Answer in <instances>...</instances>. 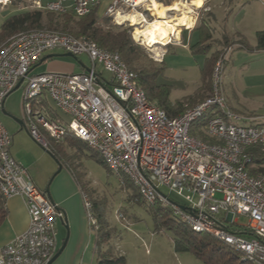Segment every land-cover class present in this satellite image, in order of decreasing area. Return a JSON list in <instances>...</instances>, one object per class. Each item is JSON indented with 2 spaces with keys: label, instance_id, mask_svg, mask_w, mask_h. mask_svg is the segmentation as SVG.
I'll return each instance as SVG.
<instances>
[{
  "label": "built area",
  "instance_id": "built-area-1",
  "mask_svg": "<svg viewBox=\"0 0 264 264\" xmlns=\"http://www.w3.org/2000/svg\"><path fill=\"white\" fill-rule=\"evenodd\" d=\"M103 1L26 0L33 9L75 17L89 14ZM194 1H179L192 11V24L182 25L181 32L191 31L200 11L210 9L206 0L201 7ZM13 2L0 0V9ZM155 3L164 5L165 0H108L105 15L115 24L133 27L131 35L137 43L156 48L160 44L148 46L136 35L138 27L156 18ZM178 15L169 13L170 19ZM133 16H137V24ZM176 39L172 33L162 46ZM55 49L87 54L90 70L34 73L43 54ZM231 50L227 47L219 55L209 96L172 117L149 98L138 73L120 53L100 47L89 37L48 29L21 31L0 46V112L5 98L22 81L29 132L43 147H48V140L40 127L58 141L66 135L80 139L100 155L123 185L129 180L146 202L171 207L191 230L213 235L251 264H264V174L253 176L248 169L252 160L249 147L264 145V115L252 117L255 123L249 125L233 122L241 116L228 107L222 89L223 64ZM154 59L161 61V53L156 52ZM99 65L111 73L108 82L97 69ZM44 98L59 118L43 109ZM203 117L205 125L193 133ZM11 144L12 134L0 119V192L5 198L23 196L30 215L28 228L0 247V264H48L57 252V223L66 215L14 158ZM162 187L183 198L185 204L172 200ZM83 201L90 226L98 228L86 193ZM240 216L247 217L246 224L240 223Z\"/></svg>",
  "mask_w": 264,
  "mask_h": 264
},
{
  "label": "rangeland",
  "instance_id": "rangeland-1",
  "mask_svg": "<svg viewBox=\"0 0 264 264\" xmlns=\"http://www.w3.org/2000/svg\"><path fill=\"white\" fill-rule=\"evenodd\" d=\"M175 1L180 0H173L172 3ZM164 5L168 6L165 3ZM19 6L21 7L19 10L33 9L29 6L28 2H24ZM23 6H25V8H23ZM17 9L16 7L12 8L9 6L2 10L0 9V27L7 17L16 13ZM207 12V10L202 9L200 11V18H208ZM170 15L174 17L178 14L170 12ZM178 18L179 15L174 20ZM152 21H150V23ZM110 24L118 25L115 24L111 18ZM149 24H145L141 29L144 30L148 28ZM121 25L125 27L130 26L126 23ZM185 31L187 32V30ZM149 32H152V30L149 29L144 33ZM186 32L185 41H187V43L195 44L199 40V33H194L191 38L189 32ZM144 33H140L138 36L144 37ZM216 36H221L219 30L216 32ZM156 38H161V40L167 39H164L162 35ZM219 39H221V37L217 38L212 45L213 51H215L217 47H220V43L218 42ZM148 41L150 42V40ZM156 43L160 44L156 48H147L144 45L137 44L144 48L148 59H152L156 65L161 66L160 62L154 59V56L156 52H162V49L165 48V46L162 45L165 43L158 40L151 43V45L154 46ZM170 46L171 45L167 46L169 47L167 48L169 54L165 61L166 69L161 75V80L172 86L171 99L187 100L186 97L193 94L202 83V70L208 54L193 53L190 47L188 48L182 45L172 48H170ZM57 51L59 52L57 54L68 53L61 49ZM257 54L259 53L253 52V49L243 51V49L236 47L227 54L223 64L222 89L226 96L228 107L238 116H243V119L233 120V122L238 125L253 124L255 123L251 120L253 116L264 115V87L259 86V80L254 77L255 72L263 70V68H259L263 63L260 62L261 60L258 59L259 57ZM53 58L72 63L75 73H80L82 71V63L91 62L85 53L75 56L60 55ZM47 64L46 60L38 64L33 70L34 73L47 71ZM97 69L101 71L107 82L111 79V73L106 71L101 65H99ZM23 87L24 84L14 89L9 94V97L13 105V110L20 113V119L24 117L28 122L24 107ZM47 102L51 105L50 101ZM41 106L44 110H47V105L42 103ZM34 109L35 111L37 110L36 104H34ZM12 115L11 110L7 108L6 112H1L0 119L4 116L11 117ZM2 123L5 126V123ZM40 132L46 137L51 145V149L55 151L58 157L56 158L53 156L50 153L51 149L43 147L41 143L38 142L39 147L44 152H47V158L50 160L52 166H57L54 174H52L49 179V183H53L55 179L60 180L63 178L64 173H70L69 176L73 181L78 186H81L84 190L83 193H86L90 197L92 203H95V216L97 217L101 214L105 218L104 225L107 222V224H109V226H107L108 230H113V238L111 240L112 246H115L117 251L125 256L128 264H205L189 251L176 252L172 231L165 227L156 228L151 210L163 207L161 203L158 202L157 205H151L140 197L135 189L128 186V182L127 184L125 182L123 185L119 178L101 161L100 155L81 141H77L73 138L76 143L72 144L68 139L63 138L57 141V143L51 139L46 130L41 127ZM29 136L33 138L30 132ZM60 165L63 170L59 171ZM161 190L166 195H169L172 200L185 204L186 201L183 198L177 196L174 192H169L168 188L162 187ZM135 195L139 197V201L134 200L137 198ZM239 221L240 223L246 224L247 217L240 216ZM106 246L107 244L105 247Z\"/></svg>",
  "mask_w": 264,
  "mask_h": 264
},
{
  "label": "trees",
  "instance_id": "trees-1",
  "mask_svg": "<svg viewBox=\"0 0 264 264\" xmlns=\"http://www.w3.org/2000/svg\"><path fill=\"white\" fill-rule=\"evenodd\" d=\"M172 1L165 0V4L170 5ZM97 9H93L92 12L83 17H75L70 13L59 14L40 9L19 10L7 17L2 23L0 27V46L14 34L32 29L54 30L76 38L89 37L100 47L120 53L127 64L138 73L139 83L145 89L149 98L159 107L166 110L170 116L175 117L181 115L188 107L202 102L209 96L212 91V73L220 53L224 48L231 47L230 45L239 42L224 34L223 45L228 46L224 48L217 47L213 51L212 45L215 40L212 39L215 28L208 23L209 18H202L201 25L198 27L199 40L190 46V50L193 53L208 54L202 70V83L193 94L186 97L187 100H173L171 99L172 86L161 80V75L166 69V62L164 60L159 61L161 66H158L152 59H148L144 48L133 40L130 32L131 26L111 25L110 17H105L106 15L100 16ZM257 37V48L264 49V30L258 31ZM240 43L243 47H249L245 40H240ZM47 101V98L42 100V103L47 105V112L52 117L59 118V115ZM206 120L204 117L201 118L193 129V133L196 128L198 129L205 125ZM73 138L81 141L72 135L64 137V139H68L74 144L76 142ZM208 140L214 142V140ZM81 142L84 143L83 141ZM47 148L51 149L49 142ZM248 150L252 154V160L248 166L250 174L253 176L264 174V145H253ZM50 153L58 158L53 149H51ZM101 161L104 163L102 158ZM127 182L128 186L135 189L140 196L138 189L128 180H126V184ZM135 197L137 198L134 200L139 201V197L137 195ZM2 199H4V196L0 192V201ZM151 205H157V202ZM94 207L96 208L95 203H93V209ZM0 212L3 216L2 207H0ZM151 215L157 229L165 227L172 231L176 252L189 251L205 264H251L242 258L239 251L221 242L213 235L197 233L191 230L182 220L175 216L171 207H158L151 210ZM96 218L98 220V228H93L97 234L95 264H128L125 256L119 253L115 246H112L113 230H108L107 226L109 224L107 222L106 226L104 225L105 218L101 214ZM106 244L107 246L105 247Z\"/></svg>",
  "mask_w": 264,
  "mask_h": 264
},
{
  "label": "crops",
  "instance_id": "crops-1",
  "mask_svg": "<svg viewBox=\"0 0 264 264\" xmlns=\"http://www.w3.org/2000/svg\"><path fill=\"white\" fill-rule=\"evenodd\" d=\"M23 1L26 2V0H14L13 4L9 7H16L18 8L17 11H19L21 9L19 5L23 4ZM201 1L204 3L203 0ZM107 3L108 0H104L97 9L100 16L105 15ZM206 7L210 8V11L207 10L208 23L215 28L212 40L216 41L217 38L221 37L218 40L221 44L219 48L228 46L223 45V36L227 34L230 38L235 39V41H239L230 45L232 49L236 47L243 49V51L253 49V52L259 53L257 54L258 59L263 63L259 68H263V70L255 72L254 77L259 80V86L264 87V49L257 48V32L264 30V0H206ZM201 20L202 18L197 20L196 26L191 31L187 30L191 38L194 33H198ZM218 30L221 36H216ZM185 32V29H183L179 37H177L178 39L171 43L170 48L181 45L189 48L192 45V43L185 41ZM240 40H245L249 47H243ZM167 46L160 52L161 61H166L169 54L167 49L169 47ZM57 50L48 51L41 58L59 53ZM46 61L48 63L47 71L75 73L72 63L59 60L58 58H50ZM42 62L44 61L40 60L35 67ZM90 67L91 62L82 63V71L80 73L90 70ZM7 108L11 110L13 115L11 117L4 116L1 120L12 134V144L10 147L12 155L20 164L28 169L32 179L41 190L45 192L49 190L51 200L66 215L64 220H59L57 223V252L65 242L66 244L63 251L52 264H95L97 234L90 226L88 220L83 201L84 190L73 181L69 176V172L64 173L63 178L60 180L55 179L53 183H49V179L54 174L57 166H52L50 160L47 158V152H44L39 147V141L29 136L27 119L22 116L23 119H20V113L13 110L9 95L4 100L1 112H6ZM242 117L241 119H243ZM0 207L3 208L4 212L3 216L0 212L1 247L28 228L30 215L25 198L20 195L8 198L4 197L0 201Z\"/></svg>",
  "mask_w": 264,
  "mask_h": 264
},
{
  "label": "bare ground",
  "instance_id": "bare-ground-1",
  "mask_svg": "<svg viewBox=\"0 0 264 264\" xmlns=\"http://www.w3.org/2000/svg\"><path fill=\"white\" fill-rule=\"evenodd\" d=\"M194 5L201 7L203 5V2L201 0H195ZM186 8L187 7L181 4V2L179 1H175L173 2V4L168 5V6H165V5L163 6L158 3H155L152 10L156 14V19L152 21L151 23L148 22V24L150 23L149 27L144 30L138 27L136 31L137 33L136 35L138 36V34L144 33L148 31L149 29H151L152 32L144 33V37L147 39L143 37L144 41L146 42L148 46H153L151 45V43H154L155 41H158V40L160 42L163 41L165 44H167L172 33L175 36L179 37L181 33L180 29L182 25L192 24V20H191L192 18L190 16L192 11L186 10ZM176 11L182 12L181 14H179V18L177 20H174L175 18L170 19L169 13L176 12ZM132 20L134 24H137V20H138L137 16H133ZM159 35H162L164 39L165 38L167 39L166 40H163V39L161 40V38L157 39L156 37H159ZM148 40H150V42ZM158 56L160 55L158 54Z\"/></svg>",
  "mask_w": 264,
  "mask_h": 264
},
{
  "label": "water",
  "instance_id": "water-1",
  "mask_svg": "<svg viewBox=\"0 0 264 264\" xmlns=\"http://www.w3.org/2000/svg\"><path fill=\"white\" fill-rule=\"evenodd\" d=\"M60 55H67V56H75L74 54H72V53H65V54H50V55H48V56H45V57H43V58H41V61H45V60H47V59H49V58H53V57H55V56H60ZM21 83H22V81L18 84V86H17V88L18 87H20L21 86ZM62 169V166L60 165V169H59V171ZM46 193H47V195L49 196V198L51 199V196H50V192H49V190H46ZM53 201V200H52ZM183 209L185 208V206L184 205H180ZM65 244H66V242L63 244V246L60 248V250L58 251V252H56V254L54 255V257L52 258V260L48 263V264H52L55 260H56V258L60 255V253L63 251V249H64V247H65Z\"/></svg>",
  "mask_w": 264,
  "mask_h": 264
}]
</instances>
